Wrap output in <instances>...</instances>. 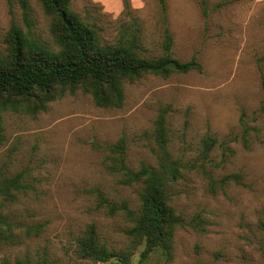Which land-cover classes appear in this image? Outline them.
Masks as SVG:
<instances>
[{"label":"rangeland","instance_id":"1","mask_svg":"<svg viewBox=\"0 0 264 264\" xmlns=\"http://www.w3.org/2000/svg\"><path fill=\"white\" fill-rule=\"evenodd\" d=\"M29 2L36 32L52 44L50 17L38 0ZM166 3L164 24L159 0H130V15L124 0H72L74 10L92 11L106 36L121 23H136L148 56L163 53L168 26L174 56L196 58L203 69L126 83L120 108L100 107L76 90L37 115L4 112L0 171L19 176L21 188L7 202L13 235L0 242V263L16 264L26 255L47 264L80 263L76 240L95 223L109 248L139 264L144 243L128 233L129 215L111 213L99 195L137 213L142 184L124 182L108 145L124 137L129 168L156 166L155 121L167 106L168 149L181 169L170 190L184 224L171 253L153 250L145 264H264V0ZM13 20L23 24L19 0H0L1 49ZM208 137L216 140L205 156ZM235 172L244 174L240 182L220 183ZM19 223L44 227L26 236Z\"/></svg>","mask_w":264,"mask_h":264},{"label":"trees","instance_id":"2","mask_svg":"<svg viewBox=\"0 0 264 264\" xmlns=\"http://www.w3.org/2000/svg\"><path fill=\"white\" fill-rule=\"evenodd\" d=\"M10 3L12 0H8ZM50 17L52 44L45 42L34 28L29 0H19L23 24L13 20L6 33L5 48H0V145L6 139L3 113L26 112L37 115L47 110L48 104L65 92L83 90L89 93L96 105L104 108H120L124 105L125 84L133 83L145 75L154 74L164 78L174 73L202 71V64L193 58L184 61L172 52L174 41L168 26L165 28L164 51L154 56L147 49L136 23H121L110 37L87 8L78 12L72 0H38ZM206 0H203V3ZM163 22L166 23V0H159ZM126 13L131 14L130 0H124ZM168 107H161L155 121L156 141L159 146L156 166L142 164L133 170L126 165V140L121 137L108 148L121 165L120 173L126 184L141 183L140 205L137 213L125 202L119 207L100 193L101 204L111 213L124 210L132 221L128 233L135 242L144 243L139 264H145L149 252L163 249L170 254L178 228L184 218L173 205L171 185L179 178V161L171 157L168 149ZM264 111V106L262 108ZM215 138L205 139V156L215 144ZM242 172L223 176L220 183L232 180L240 182ZM213 182H216L213 180ZM19 176L7 177L0 171V242L8 243L13 235V222L6 211L7 202L16 197L20 189ZM16 225V224H15ZM26 236L39 235L43 223H19ZM76 253L80 263L106 262L111 259L131 264L130 253L116 251L101 240L98 226L87 225L76 240ZM77 263V264H80ZM81 263V264H82ZM0 264H11L3 260ZM16 264H47L43 257L31 259L28 255L16 258ZM71 264V263H69Z\"/></svg>","mask_w":264,"mask_h":264}]
</instances>
